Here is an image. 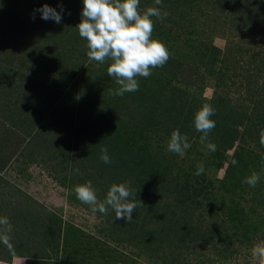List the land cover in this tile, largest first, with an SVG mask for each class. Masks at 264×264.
<instances>
[{
	"label": "rangeland",
	"instance_id": "1",
	"mask_svg": "<svg viewBox=\"0 0 264 264\" xmlns=\"http://www.w3.org/2000/svg\"><path fill=\"white\" fill-rule=\"evenodd\" d=\"M60 3V24L34 13ZM82 7L0 0V217L12 226L0 264H262L264 0H140L167 14L152 38L169 60L124 96L112 62L86 55ZM204 104L216 127L202 143ZM175 130L191 144L183 157L167 150ZM89 181L100 202L126 184L133 219L94 215L74 192Z\"/></svg>",
	"mask_w": 264,
	"mask_h": 264
},
{
	"label": "clouds",
	"instance_id": "2",
	"mask_svg": "<svg viewBox=\"0 0 264 264\" xmlns=\"http://www.w3.org/2000/svg\"><path fill=\"white\" fill-rule=\"evenodd\" d=\"M81 2L83 5L81 22L76 28L80 38L86 41L88 59L98 64H104L106 60L112 62L107 68V74L119 86L114 95L124 96L125 93L138 92L140 82L137 77L149 78L152 69L163 67L169 60L165 44L152 38L154 30L152 17L163 20L167 14H162L158 7H149L141 13L140 0H81ZM155 3L159 5L161 0H155ZM66 11L63 3L57 7L44 4L34 9V13H39L40 19L56 24L62 22ZM35 18L34 15L33 19ZM214 115L215 109L212 105L204 104L194 116V128L202 133V143L208 140L209 133L216 127V122L211 119ZM260 142L264 144V132H261ZM206 146L209 151L216 150L214 144L208 143ZM190 147L186 135H182L179 130L172 132L167 144L168 152L183 157ZM100 160L104 164L112 163L107 148L102 149ZM232 164L237 165L238 161L233 160ZM203 173V165H198L195 175ZM258 180L259 176L253 174L244 182L255 187ZM74 192L81 203L90 206L94 215L107 214L108 210L112 209L116 213V219L127 221L133 219L136 205L127 202L130 190L126 184H113L103 202L98 201L91 181L75 186ZM0 228H3V231H0V243L11 248L9 233L12 232V226L7 217H0ZM260 254L264 256V251Z\"/></svg>",
	"mask_w": 264,
	"mask_h": 264
},
{
	"label": "trees",
	"instance_id": "3",
	"mask_svg": "<svg viewBox=\"0 0 264 264\" xmlns=\"http://www.w3.org/2000/svg\"><path fill=\"white\" fill-rule=\"evenodd\" d=\"M248 89H250V85L248 86ZM257 211V210H256ZM257 215H258V217L257 218H261V220H263L264 219V216L263 215H259V212L257 211ZM263 222V221H262ZM247 234V233H246ZM223 246H225V245H223ZM221 249V248H220ZM234 251V252H236V248H234V247H226V249H221L220 251H225V252H228V253H230L231 251Z\"/></svg>",
	"mask_w": 264,
	"mask_h": 264
}]
</instances>
